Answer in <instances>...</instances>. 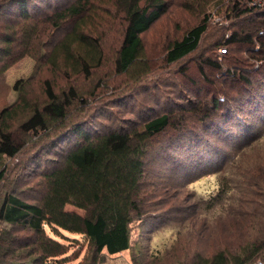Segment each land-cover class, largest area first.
<instances>
[{
  "label": "rangeland",
  "instance_id": "obj_1",
  "mask_svg": "<svg viewBox=\"0 0 264 264\" xmlns=\"http://www.w3.org/2000/svg\"><path fill=\"white\" fill-rule=\"evenodd\" d=\"M72 1L29 0L30 18L18 14L16 2H0V112L20 105L24 109V98L30 104L43 99L45 78L54 79L58 88L74 82L84 92L89 105L82 120L95 134L115 126L142 128L146 121L165 112L183 119V108L188 110L191 103L203 104L213 96L221 99V107L209 123L211 117L202 119L186 113L187 125L171 128L155 138L146 157V179L154 189V212L130 224V248L116 254L104 250L98 264H191L198 254L211 255L246 237L264 235V68L257 67L264 59L260 60L263 55L255 53L258 47L253 45L233 49L242 60L240 67L246 68L242 73L253 84L244 88L239 79L226 75L228 65L219 54L218 44L241 25L264 17H239L232 11L238 0H164L160 17L141 34V57L149 72L138 71L135 66L119 73L115 64L123 39L124 10L117 0H89L87 16L91 24L86 26L102 40L103 64L89 78L61 79L50 63L61 32L50 25L47 17ZM244 2L242 8L251 5L250 0ZM258 9L264 12V4ZM206 15L210 16L208 29L197 49L169 62L170 46ZM96 24L99 27L94 29ZM206 58L223 67L206 63ZM224 80L227 83L222 85ZM228 87L230 92H221ZM231 106L246 120L243 125L231 123ZM69 140L58 142L54 149L27 146L26 152L17 157L0 154V169L6 168L0 205L7 193L39 203L45 174L80 139ZM245 140L252 142L247 144ZM194 142L197 144L192 145ZM221 158L218 163L204 165ZM221 187L227 191L216 201L218 197L212 195L216 196ZM66 208L82 212L73 205ZM8 231L26 239L32 234L29 229L0 219V234ZM46 231L68 248L58 260L50 258V264L87 262L92 248L83 234L54 231L49 226ZM257 260L264 262V255Z\"/></svg>",
  "mask_w": 264,
  "mask_h": 264
},
{
  "label": "trees",
  "instance_id": "obj_2",
  "mask_svg": "<svg viewBox=\"0 0 264 264\" xmlns=\"http://www.w3.org/2000/svg\"><path fill=\"white\" fill-rule=\"evenodd\" d=\"M1 1L10 4L16 2L21 17L30 18L32 15L29 0ZM117 1L125 13V26L123 39L117 48L116 70L126 73L137 66L138 71L148 73L141 57V34L160 17L165 9V1ZM244 1H236L232 11L237 12L239 17H264V12L258 11L264 0H250L251 5L242 8V3H246ZM90 9L89 0H74L47 17L50 25L61 32L60 42L52 48L50 58V63L55 66L61 79L64 76L72 79L79 76L89 78L103 64L102 40L95 37L86 26L91 24L87 16ZM209 18L206 15L203 21L188 30L180 40L174 41L167 52L169 62H175L197 49L202 35L208 29ZM96 27L99 24L94 29ZM263 31L264 18L251 20L248 25H241L224 35L218 43L219 54L228 65L226 75L232 80L239 79L244 88L253 84L251 78L242 73L246 68L240 67L242 60L237 58V52L233 49L240 50V47L249 45L258 47L255 53L263 55L260 59L262 61ZM221 48L226 50L221 52ZM206 63L216 68L223 67L211 58H206ZM257 67L264 68V62ZM201 70L204 71L203 66ZM226 83L225 80L221 82L222 85ZM43 85V99L30 104L24 98V109L20 105L0 112V154L12 158L26 152L27 146L44 145L46 149H54L58 142L65 139H70L69 143L76 137L80 140L69 146L64 155H61V160L45 174L39 203L24 201L15 193L4 196L0 205V219L29 229L32 234L29 239L11 235L9 231L0 234V264H50V258L58 260V257L64 256L68 252L67 245L50 236L46 226L54 231L64 229L83 234L92 253L86 263L80 264H98L102 261L104 250L109 254H116L130 248V224L135 220H143L154 212V204L151 202L154 189L146 179V157L155 138L171 128L181 129L187 125L186 113L202 119L211 117L207 122L209 123L221 107V99L213 96L203 104L200 101L191 103L188 110L183 108L185 119H175L174 114L165 112L146 121L142 128L115 126L95 134L84 126L86 123L83 122L82 115L88 111V98H85L84 92L74 82H65L58 88L54 79L45 78ZM15 87H18V82ZM229 90L228 87L221 92L226 94ZM22 95L20 92L19 96ZM229 110L231 123L243 125L246 122L236 108L231 106ZM214 121L213 119V123ZM198 139L203 140V137ZM245 141L247 144L252 142ZM196 144L194 142L192 145ZM222 160L223 158L212 159L204 165ZM5 175L6 168L0 169V186ZM226 191V188L221 187L217 195L212 197H218L216 201H219ZM67 205H73L82 212L69 210ZM262 255L264 235L246 237L211 255L198 254V259L191 264H255L259 261L255 259ZM6 256L10 257L8 261L5 260Z\"/></svg>",
  "mask_w": 264,
  "mask_h": 264
},
{
  "label": "built area",
  "instance_id": "obj_3",
  "mask_svg": "<svg viewBox=\"0 0 264 264\" xmlns=\"http://www.w3.org/2000/svg\"><path fill=\"white\" fill-rule=\"evenodd\" d=\"M226 49L221 48V52H224ZM255 264H264L262 260L257 261Z\"/></svg>",
  "mask_w": 264,
  "mask_h": 264
}]
</instances>
